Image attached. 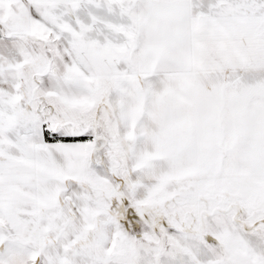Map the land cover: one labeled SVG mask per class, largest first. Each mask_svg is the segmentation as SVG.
Listing matches in <instances>:
<instances>
[{"label":"snow or ice","instance_id":"snow-or-ice-1","mask_svg":"<svg viewBox=\"0 0 264 264\" xmlns=\"http://www.w3.org/2000/svg\"><path fill=\"white\" fill-rule=\"evenodd\" d=\"M0 264H264V0H0Z\"/></svg>","mask_w":264,"mask_h":264}]
</instances>
